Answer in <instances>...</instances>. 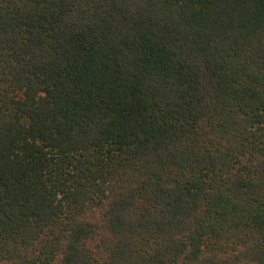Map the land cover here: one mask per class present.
Listing matches in <instances>:
<instances>
[{"label": "trees", "instance_id": "trees-1", "mask_svg": "<svg viewBox=\"0 0 264 264\" xmlns=\"http://www.w3.org/2000/svg\"><path fill=\"white\" fill-rule=\"evenodd\" d=\"M0 264H264V0H0Z\"/></svg>", "mask_w": 264, "mask_h": 264}]
</instances>
